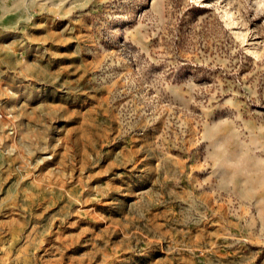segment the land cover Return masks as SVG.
I'll return each mask as SVG.
<instances>
[{
	"label": "rangeland",
	"instance_id": "1",
	"mask_svg": "<svg viewBox=\"0 0 264 264\" xmlns=\"http://www.w3.org/2000/svg\"><path fill=\"white\" fill-rule=\"evenodd\" d=\"M0 264H264V0H0Z\"/></svg>",
	"mask_w": 264,
	"mask_h": 264
}]
</instances>
